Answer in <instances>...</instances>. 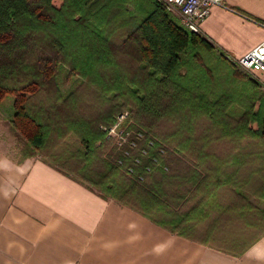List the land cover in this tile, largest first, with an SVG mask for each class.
I'll list each match as a JSON object with an SVG mask.
<instances>
[{
    "label": "trees",
    "instance_id": "obj_1",
    "mask_svg": "<svg viewBox=\"0 0 264 264\" xmlns=\"http://www.w3.org/2000/svg\"><path fill=\"white\" fill-rule=\"evenodd\" d=\"M64 84L68 88L62 91ZM78 92L90 107L109 105L106 112L94 121L69 114ZM37 94H46L48 103L35 105ZM7 97H12L9 124L25 141L21 160L42 154L53 137L65 138L78 145L71 154L83 163L77 174L41 161L172 234L230 253L221 248L229 245L223 241L229 233L215 239L219 219L233 223L228 232L239 231L235 221H243L259 234L231 252L235 256L264 236V92L224 51L185 29L156 0H0V104ZM124 109L129 110L119 129L129 137L117 150L115 139L100 127L114 126ZM163 119L178 122L172 136L153 135V123ZM201 121L222 141L251 148L221 163L206 153L204 137L193 147ZM174 136L185 138L173 154L194 152L190 175L180 179L189 184L194 201L187 210L182 206L189 196L170 193L173 178L163 156V144ZM95 159L103 168L97 176L88 172ZM225 167L231 170L225 173ZM246 168L261 186L255 205L239 177ZM221 188L233 193L226 205L219 201ZM210 219L207 232L190 236ZM246 232L238 240H245Z\"/></svg>",
    "mask_w": 264,
    "mask_h": 264
},
{
    "label": "crops",
    "instance_id": "obj_2",
    "mask_svg": "<svg viewBox=\"0 0 264 264\" xmlns=\"http://www.w3.org/2000/svg\"><path fill=\"white\" fill-rule=\"evenodd\" d=\"M201 34L233 57L264 39V0H223ZM239 11V12H237ZM8 119V118H7ZM0 264H264V236L240 256L173 235L37 158L0 148Z\"/></svg>",
    "mask_w": 264,
    "mask_h": 264
},
{
    "label": "rangeland",
    "instance_id": "obj_3",
    "mask_svg": "<svg viewBox=\"0 0 264 264\" xmlns=\"http://www.w3.org/2000/svg\"><path fill=\"white\" fill-rule=\"evenodd\" d=\"M236 69L240 72L241 75L247 76L246 73L242 71L241 69L239 68H236ZM247 77L249 78V76ZM67 88H68V84H64L61 89L62 91H64ZM82 97H83V93L78 92L77 102H75V106L67 107L66 111L69 114L74 115L75 117L81 116L91 121H94L95 119H97V117H99V115H101V113L103 112L105 113L109 106V105L108 106L103 105V108L101 107V105L100 106L98 105L97 106L98 108L96 106L90 107L82 102ZM40 102L48 103L46 94H43L42 96L41 95L38 96V94L35 95L33 99V103L35 105H38L40 104ZM72 108H75V110H72ZM101 108H102V111L99 112ZM128 110L125 111L124 109V113H127ZM11 111H12V97H7L0 104V148L3 152H5V155L8 158H11L12 160L19 162L21 161V158L23 156V148L25 146V141L21 137V135H19L16 131H14L11 128L9 124V121L7 118L9 117ZM145 122L146 121L143 120V123ZM147 126H150L149 121L147 122ZM178 127L179 126H178L177 121H174L173 119H163V120L154 122L153 127L151 128V131L153 135L156 134L159 136L167 137L170 135L172 136L175 133V131L178 130ZM201 137H204L207 140L206 141L207 145L205 147L206 153H208L211 156L217 157L221 161V163L222 161H225V159L227 161L229 157L236 155L237 153H240L242 155L243 153L249 151V149L251 148L250 146L244 143H236V142L234 143V142L222 141L217 131L214 130V128H212L208 123L203 122V121L198 122L197 126L195 127L194 145H193L194 148L199 146L200 143H198V140ZM183 138L185 137L184 136H174V137H171V140L163 144L165 148V152H163V156H164V161L166 162V165L168 167L167 173L169 174V177L173 178L172 180H170L171 182L169 183V186L171 187L170 193L175 192L176 195L177 193H179L180 195H188L189 196L188 203L182 206V209L187 210L190 207H192V204L194 201H192L191 199L192 194L187 193V191H190L191 189L189 184L187 185L181 184L180 179L182 180V177H185L186 175H190V172L193 169V165L195 164V158H194V152L191 153V151L188 152L187 154H183L179 156L173 154V148ZM123 140H126V139H123ZM72 143H70L68 139H65V138H63V141H61L59 139L56 140L53 137L51 142H49L48 145L46 146L43 153L33 158H37L39 160L41 159L47 160L48 162H51L55 164L56 166L62 168L65 172H69V174L75 175L77 174V169L83 163L71 157V154H73L75 150L78 148V145H74L75 144L74 142ZM100 162H101V159L94 160V164L92 165L93 167L88 170V172L91 175L97 176L96 175L97 173H99L100 171H103L102 164ZM208 166L211 167L210 159H208L207 161L206 167ZM229 170L231 169L225 167L223 171L227 173ZM249 171H250L249 168L243 169V171H241V173L239 174V177L246 182L242 185L243 189L245 191V194L248 195V197H250L251 203L255 205L257 201V195L259 193L261 186H260V183H258L257 181H256L257 183H254L251 181L253 179H250L248 177ZM263 173H264V170H263ZM231 198H233V193L230 191V189L221 188L219 190V201L221 204L226 205L227 203L231 202ZM220 221L222 224H219ZM224 221H225L224 217H220L218 228H217L218 230H216L215 232L216 234L215 239H218V238L221 239L223 235L228 236V233H229L231 236L229 235L228 236L229 238H226L223 240L229 245H224L223 243L222 246L225 248L223 247L221 248L222 250L228 251L230 253L240 251L241 245L243 244V242L248 244L252 239H254L256 235L259 234L258 232L259 230L257 229L255 231L246 229L245 228L246 224H244V222L240 220L235 221V224H234L235 228H239V231H229L228 232L230 225L233 223L226 224L224 223ZM216 224L217 223L215 219L213 226ZM209 226H211V219L206 224H201L200 226H197L195 230L193 232H190L189 234L190 236H195L196 238H199L201 237L202 234L207 232ZM244 230H246L247 232L241 236H244L245 240H243L244 238L238 240L240 236L239 234H242ZM232 234H234L235 236L233 237ZM233 239L235 242L233 241ZM234 243H236V245H238L237 243H240V244L237 246V248H233L232 244Z\"/></svg>",
    "mask_w": 264,
    "mask_h": 264
},
{
    "label": "built area",
    "instance_id": "obj_4",
    "mask_svg": "<svg viewBox=\"0 0 264 264\" xmlns=\"http://www.w3.org/2000/svg\"><path fill=\"white\" fill-rule=\"evenodd\" d=\"M164 9L176 16L180 24L194 34H201L200 25L210 15L213 6H223V0H156ZM264 30V21L256 23ZM225 58L236 68L241 69L250 79L254 80L261 90L264 91V39L248 53L241 57H233L225 53ZM127 117V113L117 117V123L109 129L100 127L106 131L107 137L115 139L121 150L128 141L129 134L124 129H119V125ZM126 139V140H123ZM124 142V144H123Z\"/></svg>",
    "mask_w": 264,
    "mask_h": 264
}]
</instances>
